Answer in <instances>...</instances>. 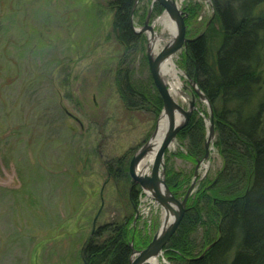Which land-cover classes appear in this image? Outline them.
Instances as JSON below:
<instances>
[{
	"label": "rangeland",
	"instance_id": "1",
	"mask_svg": "<svg viewBox=\"0 0 264 264\" xmlns=\"http://www.w3.org/2000/svg\"><path fill=\"white\" fill-rule=\"evenodd\" d=\"M179 6L185 37L195 39L212 21V2L181 0ZM149 12L148 24L160 33L154 22L164 8L152 0H138L131 19L135 33ZM112 16L108 0H0V264H84L81 247L99 227L127 221L142 249L162 225L160 205L128 173L162 109L149 72L148 31L138 32L140 41L125 49L113 32ZM175 54L182 81L192 90L186 48ZM122 75L144 86L147 99L136 100L142 108L126 107L118 87ZM196 101L197 109L163 157L164 180L168 186L171 178L178 199L205 151L209 111ZM198 122L201 135L195 141L190 130ZM207 162L206 171L197 170L191 204L221 170L216 134ZM191 238L188 253L164 248L159 263L195 257L211 241L204 226Z\"/></svg>",
	"mask_w": 264,
	"mask_h": 264
},
{
	"label": "trees",
	"instance_id": "2",
	"mask_svg": "<svg viewBox=\"0 0 264 264\" xmlns=\"http://www.w3.org/2000/svg\"><path fill=\"white\" fill-rule=\"evenodd\" d=\"M134 2L108 0L113 32L125 49L140 41L132 28ZM211 2L212 21L187 44L186 58L191 77L212 107L222 167L197 199L187 202L180 225L165 248L188 253L194 245L192 234L204 226L206 238L211 240L208 247L195 257L181 258L178 264H264V0ZM117 79L126 107L142 108L136 100L147 99L144 86L126 75ZM155 101L161 109V99L155 96ZM193 129L190 132L194 131L191 134L197 141L201 123ZM108 170L111 173L112 167ZM115 174L120 176V172ZM167 180L173 191L171 178ZM137 194L135 186L129 195L132 202ZM127 226V221L124 225L112 223L93 231L80 250L83 263L128 264L130 239L134 238V248L137 244L135 233ZM104 232L108 235L99 240Z\"/></svg>",
	"mask_w": 264,
	"mask_h": 264
},
{
	"label": "water",
	"instance_id": "3",
	"mask_svg": "<svg viewBox=\"0 0 264 264\" xmlns=\"http://www.w3.org/2000/svg\"><path fill=\"white\" fill-rule=\"evenodd\" d=\"M138 0H135L132 10H131V19L133 11L136 7ZM152 2L159 3L163 8L164 12H166L171 19H173L177 26V32L174 38L166 43L161 50L157 53L156 56H152L150 49L147 51V60L149 66V72L152 77V80L155 84V87L159 93V96L162 100V109L160 112V116L164 115L167 119V127L163 134L162 141L159 147V151L157 153L156 160L152 167L151 174L147 175L144 173H140L137 170L138 165L147 154L150 143L154 139L157 133V127L148 140L143 146H141L136 153L131 157L128 164V173L133 181V184L140 187L143 191H149L153 196L154 200L166 208H173L171 210V216L169 219H165L162 222L160 229L155 233L147 244L145 248L136 249L134 248L132 242L129 243L130 248V256L128 259V264H146L152 258H157L160 256L170 241L172 236L176 233L180 222L184 216L187 201L190 195L193 193L196 187L197 181V170L198 165H200L203 161H208L209 152L211 149L212 139L215 135L214 130V121H213V112L210 102L204 93L199 89L195 80L191 81V87L194 88L195 93L199 98L204 99L207 102L208 110H209V123L207 126V134L206 140L204 143L205 151L201 161H198L196 166V171L194 173V179L191 185L188 187L184 196L181 199L175 197V195L171 192L170 188L167 186L164 180V171L161 169L163 166V157L165 151L170 147L171 143L175 140L177 133L184 128L193 111H194V101H191L187 110H183L181 106H179L169 95L168 89L166 88L161 75H160V67L164 60L168 57L176 53L180 48H187V44L194 40L185 37V15H182L181 10H179L176 5L169 0H152ZM150 17V12L146 17L144 22V26L141 27L137 33L142 31H149L150 34H153L152 26L148 24ZM133 28V26H132ZM134 30V29H133ZM188 76V75H187ZM180 111L183 114V120L180 123H176L175 113L176 111Z\"/></svg>",
	"mask_w": 264,
	"mask_h": 264
},
{
	"label": "bare ground",
	"instance_id": "4",
	"mask_svg": "<svg viewBox=\"0 0 264 264\" xmlns=\"http://www.w3.org/2000/svg\"><path fill=\"white\" fill-rule=\"evenodd\" d=\"M169 1H172L176 5V7L180 10L179 5L181 3V0L179 1L169 0ZM154 25H160L161 31L160 33H157L154 31H153V34H150L149 31L147 33L148 44H149L148 48L150 49L152 56H156L157 53L161 50V48L166 43L170 42L174 38L177 32V26H176L175 21L171 19L166 12H164L163 15H161L155 20ZM176 57H177V54L174 53L173 55H171L170 57H168L166 60L162 62L161 67H160L161 78L166 88L168 89V93L171 96V98L179 106H181L183 110L188 109L191 101H194V110H196L197 104H198L196 101V98L198 97V95L195 93L194 88L191 87L190 80L189 81L187 80V82L188 84H190L189 87L192 88V90H190L188 86L185 85L184 82L182 81L181 77L182 75H184V72L177 66ZM199 100L203 106L208 107L207 102L204 99L199 98ZM175 120H176V123H180L183 120V114L178 110L175 113ZM206 120L208 124L209 123L208 118H206ZM166 127H167V119L164 115H161L157 122L156 136L150 143V148L147 154L144 156V158L138 165L137 167L138 172L144 173L147 175L151 174L152 167L156 160L157 153L159 151V147L162 141L163 134L166 130ZM170 147L174 148V145L171 143ZM200 165L202 166V168H198V171L199 169L206 171L209 167V162L203 161ZM204 174L205 172H203L202 175ZM146 194L149 199H154L149 191H146ZM148 198H146V200H148ZM160 207H161V216H162L161 218L163 219V221L165 219H169V217L171 216L170 215L171 210L173 208L172 207L166 208V207H162L161 205ZM146 264H160V263L157 258H152Z\"/></svg>",
	"mask_w": 264,
	"mask_h": 264
}]
</instances>
